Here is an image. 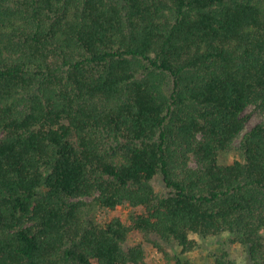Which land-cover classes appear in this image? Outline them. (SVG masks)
I'll return each mask as SVG.
<instances>
[{
    "label": "trees",
    "instance_id": "trees-1",
    "mask_svg": "<svg viewBox=\"0 0 264 264\" xmlns=\"http://www.w3.org/2000/svg\"><path fill=\"white\" fill-rule=\"evenodd\" d=\"M250 105L264 0H0V264H148L137 234L191 264L225 232L264 264Z\"/></svg>",
    "mask_w": 264,
    "mask_h": 264
},
{
    "label": "rangeland",
    "instance_id": "rangeland-1",
    "mask_svg": "<svg viewBox=\"0 0 264 264\" xmlns=\"http://www.w3.org/2000/svg\"><path fill=\"white\" fill-rule=\"evenodd\" d=\"M245 113L248 115V121L243 129L241 136H243L251 127L256 123L260 122L264 114L255 105H250ZM242 137L236 140L235 146H238L241 142ZM235 157V152L233 150L225 152L221 156V162H230ZM157 188L162 189L163 183L160 181L156 182ZM87 201H92L93 197H85ZM129 213V208L127 206H120L112 214L126 216ZM197 240V245L195 248L187 253L182 254L184 260L190 261L191 264H215L216 259L221 257L224 253L228 255L229 258L235 261L236 264H249L247 253L244 247L239 243H233L231 241V235L227 232L222 233L217 236H207L203 237L197 234L192 235ZM138 242H143L148 251L147 261L148 264H170L165 256L156 248L152 246L151 243L145 240L142 234H137L133 237L129 244H136ZM181 247L177 244H172V252H181Z\"/></svg>",
    "mask_w": 264,
    "mask_h": 264
}]
</instances>
